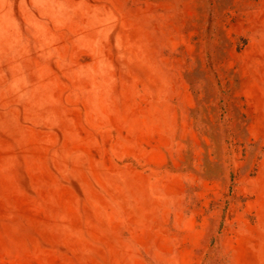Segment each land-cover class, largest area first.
<instances>
[{"label": "rangeland", "instance_id": "obj_1", "mask_svg": "<svg viewBox=\"0 0 264 264\" xmlns=\"http://www.w3.org/2000/svg\"><path fill=\"white\" fill-rule=\"evenodd\" d=\"M0 264H264V0H0Z\"/></svg>", "mask_w": 264, "mask_h": 264}]
</instances>
